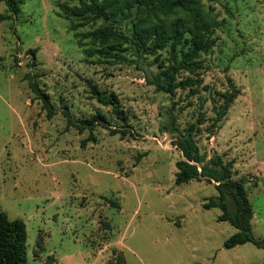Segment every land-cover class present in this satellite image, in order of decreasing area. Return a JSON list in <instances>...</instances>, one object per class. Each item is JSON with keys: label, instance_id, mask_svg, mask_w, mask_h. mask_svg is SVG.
<instances>
[{"label": "rangeland", "instance_id": "rangeland-1", "mask_svg": "<svg viewBox=\"0 0 264 264\" xmlns=\"http://www.w3.org/2000/svg\"><path fill=\"white\" fill-rule=\"evenodd\" d=\"M22 1L10 20H2L9 12L0 3V205L26 223L27 264H110L117 255L127 264L264 263V249L254 244L224 247L238 230L218 220L220 208L205 209L218 195L215 182L176 184V163L184 159L178 134L197 123L205 163L219 156L234 179H245L254 234L264 236V0H203L221 22L216 44L195 93L175 95L146 78L171 64L170 49L141 68L133 51L121 62L88 58L61 10L77 1ZM29 76L49 96L53 117ZM92 85L118 95L129 127L122 136L97 125V140L83 147L90 130L69 126L66 113L81 125L100 111L111 129H122ZM232 86L240 95L216 123ZM170 113L177 133L164 130Z\"/></svg>", "mask_w": 264, "mask_h": 264}, {"label": "trees", "instance_id": "trees-1", "mask_svg": "<svg viewBox=\"0 0 264 264\" xmlns=\"http://www.w3.org/2000/svg\"><path fill=\"white\" fill-rule=\"evenodd\" d=\"M76 5L62 4L64 19L70 21V31L74 32L80 48L88 58L96 55L125 61L122 53L133 51L136 62L141 68L149 56H159L160 52L170 49L172 62L165 66L160 64L158 72L146 71L148 83L155 86L158 92L175 95L178 89L191 90L201 84L199 71L204 68L207 56L216 44L215 34L221 22L212 11L206 9L203 0H74ZM8 7L9 15L2 20L18 17L22 0H0ZM13 16V17H12ZM129 21L127 26L124 23ZM101 23L97 26L98 23ZM89 27V30H82ZM91 45V47H88ZM160 61V58H157ZM146 70V69H145ZM191 76L181 78V73ZM32 91L43 103L49 117L55 110L49 96L40 89L38 83L28 77ZM97 101L111 109L113 115L122 123V129H111L108 119L100 111L91 119L82 120V124L74 122L66 113L69 126L79 128L80 132L90 130V137L82 141H96L93 135L98 125L110 129L112 135L125 136L129 127V117L115 93L101 91L92 85ZM240 95V91L232 86V90L222 95L223 102L217 109L215 122H222L228 114L232 103ZM171 123L164 127L166 131L177 133L176 117L171 115ZM197 123H192L184 134H178L176 147L180 149L184 159L176 163V184H188L193 180H206L216 183L218 195L211 198L205 209L220 208L223 214L220 222H228L238 232L224 243L226 249L248 243L264 249V236L254 234L252 221L254 207L246 189L245 179H234L231 164H224L219 156L208 163L199 152L194 140ZM234 204L232 212L231 203ZM28 232L22 219H10L0 205V264H27ZM110 264H127L122 255H117ZM264 264V263H261Z\"/></svg>", "mask_w": 264, "mask_h": 264}, {"label": "crops", "instance_id": "crops-1", "mask_svg": "<svg viewBox=\"0 0 264 264\" xmlns=\"http://www.w3.org/2000/svg\"><path fill=\"white\" fill-rule=\"evenodd\" d=\"M255 217L257 218V215H255ZM255 217H254V218H255Z\"/></svg>", "mask_w": 264, "mask_h": 264}]
</instances>
